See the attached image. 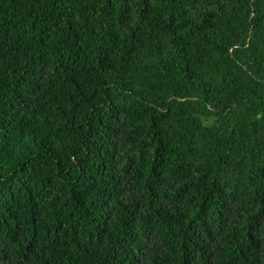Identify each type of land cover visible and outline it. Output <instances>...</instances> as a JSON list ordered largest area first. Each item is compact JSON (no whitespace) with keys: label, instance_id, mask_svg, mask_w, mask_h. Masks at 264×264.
<instances>
[{"label":"trees","instance_id":"obj_1","mask_svg":"<svg viewBox=\"0 0 264 264\" xmlns=\"http://www.w3.org/2000/svg\"><path fill=\"white\" fill-rule=\"evenodd\" d=\"M0 264H264V0H0Z\"/></svg>","mask_w":264,"mask_h":264}]
</instances>
